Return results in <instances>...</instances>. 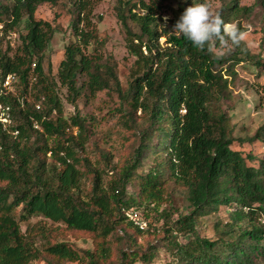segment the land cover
Instances as JSON below:
<instances>
[{
  "label": "trees",
  "instance_id": "1",
  "mask_svg": "<svg viewBox=\"0 0 264 264\" xmlns=\"http://www.w3.org/2000/svg\"><path fill=\"white\" fill-rule=\"evenodd\" d=\"M58 1L0 0V74L18 75L23 87L0 95L9 107V122L0 120V264H152L161 253L170 264H264V156L234 148L264 144V124L237 137L229 106L238 67L264 70V59L245 41L210 53L174 32L197 0H118L135 58L124 86L92 21L102 0H74L76 41L54 72L46 54L57 29L36 12ZM256 4L264 11V0ZM252 10L225 0L220 15L248 31L241 18ZM9 33H17L13 46ZM64 90L73 104L104 91L117 96L102 119L117 117L127 130L118 161L99 143L89 150L95 118L66 115ZM131 207L145 229L127 217ZM80 233L93 247L69 239ZM146 235L158 241H140Z\"/></svg>",
  "mask_w": 264,
  "mask_h": 264
},
{
  "label": "rangeland",
  "instance_id": "2",
  "mask_svg": "<svg viewBox=\"0 0 264 264\" xmlns=\"http://www.w3.org/2000/svg\"><path fill=\"white\" fill-rule=\"evenodd\" d=\"M195 4H200L197 0ZM202 3L207 2L213 13L220 14L225 0H202ZM74 0H59L56 4L45 3L39 6L36 12V19H44L53 23L56 27L50 46L47 50V59H50L53 71L56 72L59 63L64 58L65 47L76 41L73 35L71 21L76 16L73 11ZM118 0H102L96 4L92 21L97 27L99 42L104 43L101 48L106 54H113L118 64L119 77L124 86L129 80L130 68L134 63L135 58L129 54L126 48V33L120 21L117 18L116 5ZM241 5L253 6L250 14H245L241 18L242 25L248 28V35L245 42L251 49L253 54H259L261 59H264V11L256 4V0H241ZM163 11V20L165 22L171 17L168 11ZM167 17V20H165ZM250 29V30H249ZM17 34V33H16ZM165 38H162V42ZM17 41V40H16ZM15 42V39H14ZM92 50H87L90 53ZM49 60L45 66L48 68ZM240 79L236 81L234 86V94L229 102L230 114L232 122L235 125V134L237 137H252L257 132L258 128L264 124V70H259L257 66L251 63L242 64L238 67ZM23 90L22 85L17 82L11 88V93L19 95ZM63 100L65 105L66 115H72L80 112L81 115L95 118L94 133L88 144L89 150L99 143L102 147H109L114 155L115 161L121 157V151L124 149L123 137L127 130L123 124L119 122L117 117H114L110 122L102 119L108 107L117 103V96L109 94L106 91L98 94V97L92 101H86V98H81L76 104L70 103L67 98L68 93L64 90ZM29 99H33V91L28 93ZM235 149L244 151L246 154L251 152L257 157L264 156V144L256 142L254 144L245 143L243 147L236 144ZM252 164L258 165L257 161ZM107 179L110 176H106ZM178 206H182V201H177ZM186 208H184L185 210ZM222 216L227 219L228 214L224 209ZM43 219L42 216L35 215L31 220L38 221ZM51 226L61 225L54 223L51 220L45 219ZM62 226V225H61ZM159 228L162 227V222L158 223ZM78 237L69 236V239L78 247L89 248L93 247V241L86 233H80ZM140 241H158V236L146 235L141 237ZM161 258L156 259L152 264H170L171 258L166 253H161ZM30 264H45V262L33 261ZM141 264V263H138Z\"/></svg>",
  "mask_w": 264,
  "mask_h": 264
},
{
  "label": "clouds",
  "instance_id": "3",
  "mask_svg": "<svg viewBox=\"0 0 264 264\" xmlns=\"http://www.w3.org/2000/svg\"><path fill=\"white\" fill-rule=\"evenodd\" d=\"M167 20V17H165ZM250 30V29H249ZM194 48L213 53L230 52L246 40L248 31L236 23L225 22L218 13H213L207 2L187 7L173 27ZM217 58H221L217 55Z\"/></svg>",
  "mask_w": 264,
  "mask_h": 264
},
{
  "label": "built area",
  "instance_id": "4",
  "mask_svg": "<svg viewBox=\"0 0 264 264\" xmlns=\"http://www.w3.org/2000/svg\"><path fill=\"white\" fill-rule=\"evenodd\" d=\"M3 33V24L0 23V40ZM16 36V33L7 34V39L10 41V44L12 46L15 44L14 39L16 38ZM17 82H19V76L16 74H7L5 76L0 74V95L9 93L11 91L12 86ZM4 109L8 110L9 107L4 106L0 102V120L3 122H9L7 116L4 115ZM125 213L127 217L141 229H145L147 227V221L143 218L141 213L136 208L131 207L129 209H126Z\"/></svg>",
  "mask_w": 264,
  "mask_h": 264
}]
</instances>
